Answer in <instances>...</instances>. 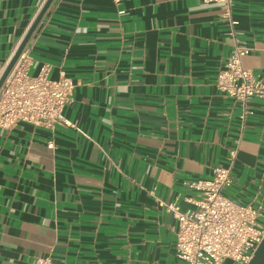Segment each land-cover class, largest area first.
Returning a JSON list of instances; mask_svg holds the SVG:
<instances>
[{
  "label": "crops",
  "instance_id": "crops-1",
  "mask_svg": "<svg viewBox=\"0 0 264 264\" xmlns=\"http://www.w3.org/2000/svg\"><path fill=\"white\" fill-rule=\"evenodd\" d=\"M46 0H0V64ZM54 0L27 48L36 75L75 86L54 128H0V264H190L179 221L188 186L237 156L225 194L264 207V102L216 85L232 47L264 79V0Z\"/></svg>",
  "mask_w": 264,
  "mask_h": 264
},
{
  "label": "built area",
  "instance_id": "built-area-1",
  "mask_svg": "<svg viewBox=\"0 0 264 264\" xmlns=\"http://www.w3.org/2000/svg\"><path fill=\"white\" fill-rule=\"evenodd\" d=\"M116 2L119 0H115ZM222 6V16L234 28L233 0H204ZM251 48L239 42L232 47L225 67L218 73L219 90L242 104L245 121L249 102L259 98L264 102V79L243 65V57ZM8 63L0 64V79ZM32 58L27 46L0 88V128L11 129L20 122L54 128L69 123L64 110L70 103L75 86L72 78L62 74L49 77L50 66L44 65L31 75ZM237 150L231 152L228 166L213 168L212 177L190 181L188 186L201 193L190 199L195 209L181 210L178 204L167 206L179 221L176 237L177 256L190 264H249L264 238V207L254 202L242 203L225 194L232 185V169ZM50 257H38L34 264H50Z\"/></svg>",
  "mask_w": 264,
  "mask_h": 264
},
{
  "label": "water",
  "instance_id": "water-1",
  "mask_svg": "<svg viewBox=\"0 0 264 264\" xmlns=\"http://www.w3.org/2000/svg\"><path fill=\"white\" fill-rule=\"evenodd\" d=\"M53 1L54 0H46V2L43 4L42 8L40 9L38 15L36 16V18L32 22V24H31L29 30L27 31L25 37L23 38L20 46L16 50L14 56L8 62L6 70L0 79V88H1L2 84L4 83V81L6 80L9 73L11 72V70L13 69V67L15 66V64H16L18 58L20 57L22 51L25 49V47L29 43L32 35L34 34L35 30L37 29L38 25L42 21L45 13L49 9V7L51 6ZM249 264H264V238H263L262 242L260 243V245L258 246V248L256 249V251L254 252Z\"/></svg>",
  "mask_w": 264,
  "mask_h": 264
},
{
  "label": "rangeland",
  "instance_id": "rangeland-1",
  "mask_svg": "<svg viewBox=\"0 0 264 264\" xmlns=\"http://www.w3.org/2000/svg\"><path fill=\"white\" fill-rule=\"evenodd\" d=\"M225 264H233V263L230 259H228Z\"/></svg>",
  "mask_w": 264,
  "mask_h": 264
}]
</instances>
